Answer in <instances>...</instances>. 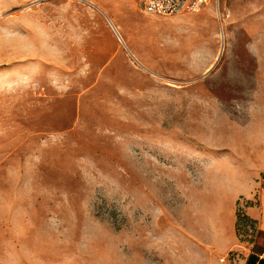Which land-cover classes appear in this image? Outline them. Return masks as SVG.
<instances>
[{
    "label": "rangeland",
    "instance_id": "obj_1",
    "mask_svg": "<svg viewBox=\"0 0 264 264\" xmlns=\"http://www.w3.org/2000/svg\"><path fill=\"white\" fill-rule=\"evenodd\" d=\"M263 171L264 0H0V264H244Z\"/></svg>",
    "mask_w": 264,
    "mask_h": 264
},
{
    "label": "built area",
    "instance_id": "obj_2",
    "mask_svg": "<svg viewBox=\"0 0 264 264\" xmlns=\"http://www.w3.org/2000/svg\"><path fill=\"white\" fill-rule=\"evenodd\" d=\"M210 0H140L141 7L146 14L173 15L187 11H197ZM264 183V171L260 177Z\"/></svg>",
    "mask_w": 264,
    "mask_h": 264
},
{
    "label": "crops",
    "instance_id": "obj_3",
    "mask_svg": "<svg viewBox=\"0 0 264 264\" xmlns=\"http://www.w3.org/2000/svg\"><path fill=\"white\" fill-rule=\"evenodd\" d=\"M249 217L257 223V249L249 253L245 258L244 264H264V185L258 198V204L251 207Z\"/></svg>",
    "mask_w": 264,
    "mask_h": 264
},
{
    "label": "bare ground",
    "instance_id": "obj_4",
    "mask_svg": "<svg viewBox=\"0 0 264 264\" xmlns=\"http://www.w3.org/2000/svg\"><path fill=\"white\" fill-rule=\"evenodd\" d=\"M110 23H111L115 33L118 35L120 40L125 44L126 41H125V38H124L123 34L121 33L120 29L111 20H110Z\"/></svg>",
    "mask_w": 264,
    "mask_h": 264
}]
</instances>
